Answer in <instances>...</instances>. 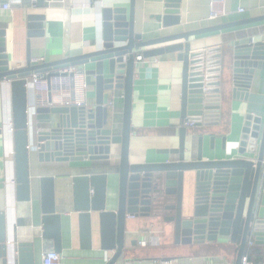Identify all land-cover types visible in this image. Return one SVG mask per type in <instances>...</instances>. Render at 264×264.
<instances>
[{
    "label": "water",
    "instance_id": "95a60500",
    "mask_svg": "<svg viewBox=\"0 0 264 264\" xmlns=\"http://www.w3.org/2000/svg\"><path fill=\"white\" fill-rule=\"evenodd\" d=\"M62 0H35L37 9ZM96 3L104 0H92ZM155 16L163 29L181 25V0H163ZM19 8L20 0H0V6ZM135 0L128 8L102 7L101 40L93 50L70 55L65 42L59 60L31 62L30 39L44 36L45 16L27 14V55L23 67L11 66L6 32L0 29V92L9 84L13 127V170L16 200L26 207L37 205L41 234L31 242L5 241L4 215L0 212V259L9 256L17 264H34L36 250L62 252L61 222L56 213L55 182L50 176L36 177L38 195L31 194L27 134V86L32 73L67 66L85 70L92 101L86 107L36 108L39 129L33 147L39 163L110 162L112 147L118 146L115 209H108V173L76 175L72 183V214L77 220L79 248L93 249V230L98 227L99 249L112 253L108 264L125 259L127 217L152 218L168 224L176 245L214 244L222 240L237 247L234 264H239L249 243L264 246V41H247L223 48L216 45L194 48L192 38L264 22V15L221 22L217 25L145 37L144 24L136 23ZM143 59L175 55L181 65L180 117L195 128L219 125L221 95L229 87L232 101L251 104L245 113L236 153L231 159L203 158L205 133L191 137L182 124L178 144L158 152L164 160L130 163L131 110L135 77V55ZM257 82L255 94L249 92ZM121 108V124L115 130V111ZM1 134V129H0ZM213 149L215 137L209 136ZM226 137L222 148H226ZM92 170V169H90ZM1 178V175H0ZM4 184L0 182V190ZM135 246L136 242H132ZM10 254V255H8Z\"/></svg>",
    "mask_w": 264,
    "mask_h": 264
},
{
    "label": "crops",
    "instance_id": "0c3cea01",
    "mask_svg": "<svg viewBox=\"0 0 264 264\" xmlns=\"http://www.w3.org/2000/svg\"><path fill=\"white\" fill-rule=\"evenodd\" d=\"M163 0H135L134 14L136 23L144 24L143 30L147 38L160 35H171L217 25L221 22L237 21L264 15V0H226L225 9L229 12L224 20L210 21L209 0H181V25L160 29L155 16L163 9ZM19 8L4 10L0 6V29L6 32L7 51L11 66L23 67L26 61V23L27 14L45 16L44 36L30 39L29 53L31 59H44L47 63L61 58L65 42L69 43L70 55H78L91 51L101 42L100 10L102 7L128 8L129 0H104L101 3L92 0H62L46 3L45 8L37 9L31 0H20ZM244 9L242 15L237 9ZM264 41V22L231 28L192 38L194 48H207L221 45L227 49L233 45L247 41ZM139 52L138 54H140ZM157 63L143 62L137 65L133 83L131 110V137L129 145L130 163H152L164 160L158 152L177 147L178 128L183 124L180 117V72L181 65L175 55H164L155 58ZM150 61L154 58L149 59ZM257 91V82L249 90ZM229 87L225 85L221 95L220 120L216 127L188 128L191 137L206 134L203 142V158L208 160L231 159L236 153V141L245 113L251 109L250 103L240 100L232 101ZM88 100L92 101V90L87 88ZM35 93L33 86H27V134L29 154V173L32 179L31 194L38 195L36 177L50 176L55 182L56 213L64 219L61 222L62 252L61 264H103L104 255L111 258L112 253H104L99 249L98 227L93 230V249L82 251L79 248L77 220L70 219L72 206L71 178L76 175L92 173H108V209H115L118 146L112 147L113 159L110 162L80 163H39L33 147L36 142V131L40 125L35 114ZM115 130L121 124V108L115 111ZM0 182L4 184L0 190V212L4 215L5 241L11 247L14 243L31 242L40 237V212L37 205L26 207L16 200L14 183L13 127L11 119V102L9 84L3 83L0 92ZM208 135H213V149L209 147ZM226 137V148H222V138ZM92 169V170H90ZM154 226L161 230L159 244L141 247L138 240L141 231ZM127 237L125 259L116 264H149L158 258L178 259L181 264H221V261L233 263L236 259L237 247L228 240L204 245H176L168 224L152 218H133L127 220ZM136 242L133 246L132 242ZM259 251L264 256V246L247 247ZM10 255V254H8ZM41 251L35 253L34 264H40ZM255 260V259H254ZM262 260L259 259L258 263ZM110 261V260H109ZM0 264H4L0 259ZM5 264H17L13 256L6 259Z\"/></svg>",
    "mask_w": 264,
    "mask_h": 264
},
{
    "label": "built area",
    "instance_id": "2783aa9c",
    "mask_svg": "<svg viewBox=\"0 0 264 264\" xmlns=\"http://www.w3.org/2000/svg\"><path fill=\"white\" fill-rule=\"evenodd\" d=\"M34 4L35 0H31ZM226 0H209V15L208 20H224L227 18L229 12L225 9ZM2 9L11 11L10 4H3ZM237 13L242 15L244 9L238 8ZM160 24V29H161ZM157 63V59L150 61L149 59H143L141 54L135 55V64L137 65L143 62ZM31 62L42 64L46 61L42 58L31 59ZM28 82L31 83L35 93L36 108H70V107H86L89 104L86 75L83 68L77 66H67L60 69H52L41 73H32ZM183 125L188 129L193 127V123L183 120ZM134 217L129 216L127 220H131ZM141 238L138 240V245L141 247H147L149 245L156 246L159 244V235L161 230L150 226L144 231L140 232ZM252 246V243L248 244V248ZM63 257L61 254L51 250L41 255L40 264H61ZM109 258L104 255L103 264H108ZM149 264H181L178 259L173 258H158L151 260ZM203 264V263H200ZM221 264H233L221 261ZM239 264H254L249 260L247 255H243ZM258 264H264V257Z\"/></svg>",
    "mask_w": 264,
    "mask_h": 264
},
{
    "label": "trees",
    "instance_id": "16d2710c",
    "mask_svg": "<svg viewBox=\"0 0 264 264\" xmlns=\"http://www.w3.org/2000/svg\"><path fill=\"white\" fill-rule=\"evenodd\" d=\"M12 145H13V143H12ZM11 157L13 158V147H12ZM244 254L247 255L249 260H251L254 264H258L257 261H259V259L264 257V256H261L263 254H260L259 251H254V250H251V249L245 250Z\"/></svg>",
    "mask_w": 264,
    "mask_h": 264
},
{
    "label": "bare ground",
    "instance_id": "6f19581e",
    "mask_svg": "<svg viewBox=\"0 0 264 264\" xmlns=\"http://www.w3.org/2000/svg\"><path fill=\"white\" fill-rule=\"evenodd\" d=\"M115 122H116V120H115Z\"/></svg>",
    "mask_w": 264,
    "mask_h": 264
}]
</instances>
